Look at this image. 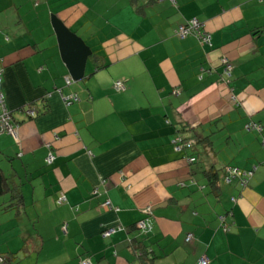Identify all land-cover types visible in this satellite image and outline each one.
<instances>
[{"label": "crops", "instance_id": "obj_1", "mask_svg": "<svg viewBox=\"0 0 264 264\" xmlns=\"http://www.w3.org/2000/svg\"><path fill=\"white\" fill-rule=\"evenodd\" d=\"M52 14L92 50L69 84ZM190 18L210 44L175 34ZM262 26L264 0H0V89L19 123L0 134V167L23 194L18 209L0 198L6 264H143L134 238L150 264H264ZM178 136L192 143L175 150ZM228 166L253 175L243 186L225 179Z\"/></svg>", "mask_w": 264, "mask_h": 264}, {"label": "built area", "instance_id": "obj_2", "mask_svg": "<svg viewBox=\"0 0 264 264\" xmlns=\"http://www.w3.org/2000/svg\"><path fill=\"white\" fill-rule=\"evenodd\" d=\"M172 2H174L175 0H170ZM175 34L180 37V38H184L187 37L188 35H195L199 38L200 42L202 44H210V35L205 32L204 28H203V24L196 18H190L188 20H186L185 22L181 23L180 25H178V27H176L175 29ZM221 61L223 62V66H224V73L229 76L232 70V64L229 62L227 57H222ZM2 70H0V86L2 84ZM72 81L71 77L66 76L65 77V82L66 84H69ZM113 87L115 88V90L119 91V90H123L124 89V84H123V80L122 79H117L114 81L113 83ZM63 99L65 100V102L69 103L72 101H76L78 100V96L76 94H68V95H63ZM24 113L29 116V117H33L36 115L37 111L34 107L32 106H28L27 108H24ZM18 122H14L12 120V116L9 112V110L7 109V107L5 106V98L4 95L0 89V134L1 133H8L11 134L13 136L17 135V128H18ZM246 129L247 130H252V129H257V130H261V127L254 122H251L249 124L246 125ZM181 137L178 136L174 139V148L175 150H180L182 149L183 145L186 144L187 146L190 145L192 143V140H186L184 142H181ZM55 158V155L52 152H49V154L46 157V162L52 163L53 160ZM189 162H193L194 161V157H190L188 159ZM253 175V171L251 169L248 170H243V169H239V168H234V167H226L225 168V179L227 180H231V179H238L239 183L243 186H245L247 184V181L249 180V178ZM65 201V195L63 192H60V195L57 199L58 203H63ZM103 207L105 208H111L112 205L110 204V202L108 200L103 202ZM142 213H143V217L136 222V227L137 229H139V231H141L143 234H147L148 231L151 228V224H150V216L152 215V206L151 205H147L146 207H144L142 209ZM120 228V227H118ZM114 228H108L105 229L103 231V235L104 236H108L111 233L114 232ZM192 238L191 234H188L186 237V241H189ZM0 263H3V258L0 257ZM81 264H91L90 261L88 259H85L83 261H81ZM199 264H207V258L206 257H201L199 259Z\"/></svg>", "mask_w": 264, "mask_h": 264}, {"label": "water", "instance_id": "obj_3", "mask_svg": "<svg viewBox=\"0 0 264 264\" xmlns=\"http://www.w3.org/2000/svg\"><path fill=\"white\" fill-rule=\"evenodd\" d=\"M50 20L60 57L69 76L74 81H78L84 77L85 67L92 50L82 37L67 27L56 15L52 14Z\"/></svg>", "mask_w": 264, "mask_h": 264}, {"label": "trees", "instance_id": "obj_4", "mask_svg": "<svg viewBox=\"0 0 264 264\" xmlns=\"http://www.w3.org/2000/svg\"><path fill=\"white\" fill-rule=\"evenodd\" d=\"M262 27L264 28V26H262ZM249 123H251V122H249ZM249 123H247V124H249ZM261 129H262V127H261ZM180 137H181V140H182L181 142L189 140L188 137H182V136H180ZM205 138H208V136L201 138V136H199L198 134L194 133V138L193 139H194L195 142H202V141H204ZM185 146H187V145L184 144L182 149L185 148ZM230 167L238 168L236 166H230ZM209 169L210 170H209V172H207V175L209 176V178L212 177V179H213L209 183L211 184V186L213 184V186H212L213 188H216L214 185L216 184V179H217L216 172L217 171L213 167H210ZM223 171H224L223 176L225 177V168L223 169ZM235 180H237L239 182L238 179H235ZM5 195L8 197V200H7L6 205H5L6 209H8V210H10V209H18L20 206L23 205V194H22L20 185H18V184L13 185L11 183L10 175L6 174L3 171V169L0 167V197L5 196ZM132 241H134L136 243V245L134 247V253L136 254V256L142 260L143 264H150L152 258H150L148 254L151 252V250L146 249L145 245L142 243L143 242L142 240H138L137 238H134V239H132ZM0 257L3 258V263H0V264H6L7 262H9V260L11 258L12 259L15 258V254H12L11 256L0 255Z\"/></svg>", "mask_w": 264, "mask_h": 264}, {"label": "rangeland", "instance_id": "obj_5", "mask_svg": "<svg viewBox=\"0 0 264 264\" xmlns=\"http://www.w3.org/2000/svg\"><path fill=\"white\" fill-rule=\"evenodd\" d=\"M77 27H73V29H71L73 32H75L77 35H79L80 36V34H83V32L80 30V28L78 27V29H76ZM81 37V36H80ZM84 40V39H83ZM85 41V40H84ZM86 42V41H85ZM224 57H226V56H224ZM222 58V57H221ZM229 60V59H228ZM220 62H221V64L223 65V62L221 61V59H220ZM216 139H215V141H217V145H218V139H219V137H215ZM217 145H214V146H217ZM1 198V197H0Z\"/></svg>", "mask_w": 264, "mask_h": 264}]
</instances>
